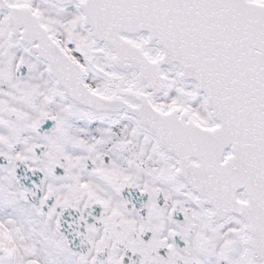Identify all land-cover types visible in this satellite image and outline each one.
Here are the masks:
<instances>
[{
    "label": "snow or ice",
    "instance_id": "obj_1",
    "mask_svg": "<svg viewBox=\"0 0 264 264\" xmlns=\"http://www.w3.org/2000/svg\"><path fill=\"white\" fill-rule=\"evenodd\" d=\"M0 264H264V0H0Z\"/></svg>",
    "mask_w": 264,
    "mask_h": 264
}]
</instances>
